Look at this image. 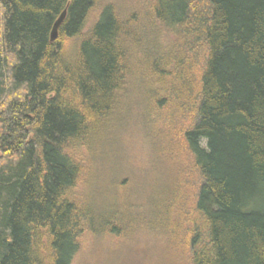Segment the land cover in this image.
Here are the masks:
<instances>
[{
  "label": "trees",
  "instance_id": "16d2710c",
  "mask_svg": "<svg viewBox=\"0 0 264 264\" xmlns=\"http://www.w3.org/2000/svg\"><path fill=\"white\" fill-rule=\"evenodd\" d=\"M130 3L0 0V264L125 236L94 187L141 129L155 166L131 224L188 264H264V0Z\"/></svg>",
  "mask_w": 264,
  "mask_h": 264
},
{
  "label": "rangeland",
  "instance_id": "374dc122",
  "mask_svg": "<svg viewBox=\"0 0 264 264\" xmlns=\"http://www.w3.org/2000/svg\"><path fill=\"white\" fill-rule=\"evenodd\" d=\"M103 2H112L116 6L126 8L131 4L130 0H103ZM97 10L98 8H95L89 15L86 28L95 21ZM148 137L147 130L142 132L141 129L139 137L137 136L134 142L127 143L133 153L132 157L124 156L120 151H116V155L111 154L100 169V175L103 176L100 186L94 187L95 191H98L99 202L110 206L111 212L117 216L120 227H123V230L128 228L127 234L103 240L95 245H89V240L75 264H188L186 252L182 251L179 245L175 248L170 246L169 249L164 245L163 240L147 236L145 226L136 227L131 224L133 223L131 218L139 217L140 213H144V207L147 210L146 207L149 206V202L146 201L149 182L140 179L142 176L137 174V165L155 166L151 156H148L151 142ZM123 174L133 177L132 184L128 193L126 191L124 195L116 198L113 185L110 184L115 183L120 176L124 178ZM108 176L111 178L109 179ZM148 177L144 175V178ZM114 198L116 200H113Z\"/></svg>",
  "mask_w": 264,
  "mask_h": 264
},
{
  "label": "water",
  "instance_id": "95a60500",
  "mask_svg": "<svg viewBox=\"0 0 264 264\" xmlns=\"http://www.w3.org/2000/svg\"><path fill=\"white\" fill-rule=\"evenodd\" d=\"M65 16H66V9H64L62 11V13L59 15V17L53 23L52 29H51V32H50V41L51 42H53V41L56 40V38H57V31H58L60 25L62 24Z\"/></svg>",
  "mask_w": 264,
  "mask_h": 264
}]
</instances>
